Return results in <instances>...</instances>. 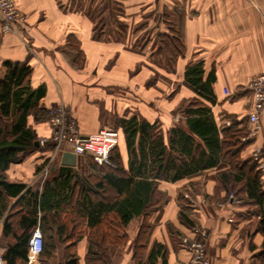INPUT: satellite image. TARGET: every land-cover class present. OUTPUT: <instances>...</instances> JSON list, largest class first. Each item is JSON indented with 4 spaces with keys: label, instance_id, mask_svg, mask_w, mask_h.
I'll list each match as a JSON object with an SVG mask.
<instances>
[{
    "label": "crops",
    "instance_id": "1",
    "mask_svg": "<svg viewBox=\"0 0 264 264\" xmlns=\"http://www.w3.org/2000/svg\"><path fill=\"white\" fill-rule=\"evenodd\" d=\"M15 2L26 16V24L18 25L13 32L0 29V77L5 74V60L27 62L32 67V85L44 84L46 88L41 106L53 110L60 103L65 104L83 134L96 133L113 120L115 123L116 117H129L133 113L151 122L161 117L166 129L179 123L183 119L178 113L179 106L196 95L185 81L187 67L196 62L204 64L206 79L210 75L215 77L212 88L217 102L212 110L217 122L230 124L224 114L220 115L225 111L239 120L247 118L249 123L248 113L253 107L249 84L255 76L264 73V0ZM163 9L168 14L166 33L174 35L170 29H177L184 45L183 54L177 56L175 62L166 63V70L155 67L144 53L130 48L129 37L127 43L107 37L105 28L112 23H106L104 18L98 26V21L91 16L95 11L102 12L103 17L114 13L115 23L127 22L126 27H132L138 18ZM116 13H120L117 18L114 17ZM96 26L104 28L102 39L93 36ZM156 72L166 76V97L152 109L156 89L147 83ZM225 90L231 94L227 95ZM29 122L40 138L50 137L48 121L34 123L31 117ZM262 124L264 135V117ZM252 139L243 150L242 158L252 159L254 151L264 146L261 136ZM47 144L48 148L36 151L24 162L12 164L7 171L10 179L41 191L45 182L39 177L42 169L38 171V167L48 162L53 154L52 141ZM120 145L127 166L123 135ZM63 154L53 162L49 176L61 166H68L62 164ZM76 157V165L68 167L79 175L93 171L88 163L92 156ZM227 169V166L215 167L176 182L162 181L160 189L166 192L167 200L150 216L152 228L146 248L140 256L136 255L142 217L133 219L124 230L110 229L109 234L127 235L124 243L110 244L111 264H149L148 256L156 241L166 246L167 264H189L190 253L182 244V238L185 235L199 238L195 229L207 233L205 244L212 264H263L264 235L258 229V207L247 200L246 195L237 201L232 197L226 202L228 195H234L220 179V173ZM191 199L196 203L191 204ZM16 201L12 199L11 204ZM181 213L188 218V223L181 219ZM83 228L85 235L75 250L78 264H88L90 228L86 223ZM3 233L4 217L0 219V256L6 251ZM66 246L58 242L48 260L40 256L32 260L28 257L24 264H66Z\"/></svg>",
    "mask_w": 264,
    "mask_h": 264
},
{
    "label": "trees",
    "instance_id": "2",
    "mask_svg": "<svg viewBox=\"0 0 264 264\" xmlns=\"http://www.w3.org/2000/svg\"><path fill=\"white\" fill-rule=\"evenodd\" d=\"M91 16L98 21V26L104 21L102 12L95 11ZM98 26L93 29V36L102 39L103 27ZM170 30L174 35L166 31L159 35L158 51L167 55L168 62L172 63L183 54L184 45L178 30ZM3 66L5 74L0 77V219L4 217L2 242L6 246L3 257L7 264L27 262L29 242L36 228L43 236L40 259L51 258L59 242L67 244L65 263L78 264L75 250L85 235V223L90 228L87 263L111 264L110 244L124 243L127 235L109 234L110 229L124 230L138 217L143 218L135 248L136 255L140 256L152 228L150 216L167 200L166 192L160 189L161 182H176L222 166L228 169L220 173V179L234 194L233 200L246 195L247 200L257 205L258 229L264 235V172L256 161L241 156L253 141L245 138L248 127L243 123L247 118L239 120L236 115L226 114L229 125L217 122L212 110L217 102L212 88L215 77H204L202 62L191 63L186 69L185 81L196 95L179 106L178 111L184 116L179 123L166 129L160 120L151 122L138 113L116 117L114 125L120 138L124 137L127 166L119 139L110 155L114 166L100 165L93 157L88 161L92 172L79 175L72 167L61 166L46 179L41 191L11 180L7 171L12 164L22 163L44 149L35 144L40 137L29 119L32 117L34 123L46 122L53 110L41 106L46 88L44 84L32 85V67L27 62L5 60ZM50 148L53 150L54 145ZM231 198L228 195L226 202ZM12 199L17 201L11 204ZM181 219L189 221L184 213ZM166 255V246L156 241L148 263L167 264ZM261 257L264 264V241Z\"/></svg>",
    "mask_w": 264,
    "mask_h": 264
},
{
    "label": "built area",
    "instance_id": "3",
    "mask_svg": "<svg viewBox=\"0 0 264 264\" xmlns=\"http://www.w3.org/2000/svg\"><path fill=\"white\" fill-rule=\"evenodd\" d=\"M26 24L25 14L17 7L15 0H0V29L4 32L16 31V27ZM253 96V107L248 113V120L251 124V132L246 139L257 138L262 135V120L264 117V73L255 76L249 84ZM227 95L230 91L225 90ZM51 127L50 137H41L39 145L45 147L49 140L54 145L53 154L48 162L40 171L39 177L45 182L48 178L53 162L65 152H73L76 156L88 154L100 165L109 164L114 166L111 161V152L119 143L120 133L118 130L108 127L101 128L92 134H83L80 130L78 121L74 119L65 104L60 103L53 109L52 115L48 120ZM264 146L258 148L253 153V159L258 163V168L264 172ZM264 176V174H263ZM188 196V195H186ZM233 197L232 194H230ZM196 201L191 199V204ZM200 234V238L185 236L182 244L190 253L189 264H211L207 254L205 237L206 232L195 229ZM43 249V236L41 230L36 228L29 242L28 257L30 260L40 256ZM0 264H7L3 256H0Z\"/></svg>",
    "mask_w": 264,
    "mask_h": 264
},
{
    "label": "rangeland",
    "instance_id": "4",
    "mask_svg": "<svg viewBox=\"0 0 264 264\" xmlns=\"http://www.w3.org/2000/svg\"><path fill=\"white\" fill-rule=\"evenodd\" d=\"M117 15L119 16L120 13L119 14L116 13L114 17L117 18ZM104 18L106 20L105 21L106 23H110V24L112 23L111 27L105 28L106 29L105 34L107 33L106 34L107 37L119 38V39L124 40L126 43L129 37L128 45L130 46V48H133L134 50L144 53L146 56V59L149 62H151L155 67L160 68V69L164 67L166 70V63H168L167 55L162 54L160 51H158V47L160 46L159 35L161 34L162 31L166 30V9H163L158 12H152V13L147 14V16L145 15V16L138 18L139 19L138 22L135 25L133 24L132 27H128V26L126 27L125 24H127V22H123V24L115 23L113 21V16L109 15V13ZM150 22H152V24H150ZM120 24L122 26H120ZM147 84L155 87L156 89L154 92L155 101L154 103H152L153 104L152 109H155L158 107V102L159 103L164 102L163 98L166 97V87H165L166 86V76L164 75V73L156 72L154 76L150 78ZM178 113L181 114L182 117H184L182 112L178 111ZM223 114L226 115L229 113L225 111L220 113V115H223ZM161 115L163 116L164 114H161ZM159 120L162 121L164 119L160 117ZM112 122L113 123L106 125L104 127L115 129L114 120ZM165 122H166V115H165ZM247 122L243 123L244 126L248 127V134L245 136V138L248 137L251 132V125H248L249 123L247 124ZM163 126L164 128H166V124ZM252 161L254 162L253 158H252ZM185 236H188V235H185ZM199 238H196V239H199Z\"/></svg>",
    "mask_w": 264,
    "mask_h": 264
},
{
    "label": "water",
    "instance_id": "5",
    "mask_svg": "<svg viewBox=\"0 0 264 264\" xmlns=\"http://www.w3.org/2000/svg\"><path fill=\"white\" fill-rule=\"evenodd\" d=\"M37 146L39 145V141L35 143ZM77 157L73 152H65L62 156V164L68 166H75L76 165Z\"/></svg>",
    "mask_w": 264,
    "mask_h": 264
}]
</instances>
